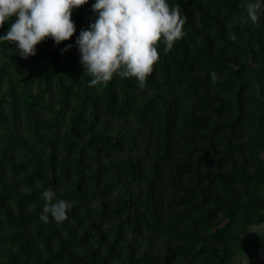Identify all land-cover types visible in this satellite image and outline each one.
I'll list each match as a JSON object with an SVG mask.
<instances>
[{
  "label": "trees",
  "instance_id": "obj_1",
  "mask_svg": "<svg viewBox=\"0 0 264 264\" xmlns=\"http://www.w3.org/2000/svg\"><path fill=\"white\" fill-rule=\"evenodd\" d=\"M167 2L184 35L142 89L88 86L76 39L95 0L35 56L0 42V264H264L249 231L264 223V16ZM48 189L71 205L63 222L39 219Z\"/></svg>",
  "mask_w": 264,
  "mask_h": 264
},
{
  "label": "clouds",
  "instance_id": "obj_2",
  "mask_svg": "<svg viewBox=\"0 0 264 264\" xmlns=\"http://www.w3.org/2000/svg\"><path fill=\"white\" fill-rule=\"evenodd\" d=\"M87 3L88 0H0V28L5 22L9 24L0 42L15 46L23 59L35 56L37 45L46 39L59 45L73 37L76 26L72 12ZM243 7L252 25L264 16V0H248ZM92 11L97 17L95 22L76 39L84 76L91 77L89 87L107 84L118 75L122 79L134 78L142 89L159 60V44L163 42V51L168 53L184 35L186 18L178 3L171 6L167 0H95ZM227 36L233 42L237 40L231 31ZM66 51L68 48L63 49ZM211 79H217L215 72ZM41 199V221L47 223L49 215L58 223L67 219L71 206L68 201L57 199L52 189L43 191ZM249 231L264 233V223L251 225Z\"/></svg>",
  "mask_w": 264,
  "mask_h": 264
},
{
  "label": "crops",
  "instance_id": "obj_3",
  "mask_svg": "<svg viewBox=\"0 0 264 264\" xmlns=\"http://www.w3.org/2000/svg\"><path fill=\"white\" fill-rule=\"evenodd\" d=\"M254 233H256V232L254 231ZM262 234L264 235V233H262ZM261 259L264 260V253H262V255H261Z\"/></svg>",
  "mask_w": 264,
  "mask_h": 264
}]
</instances>
